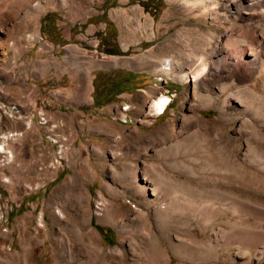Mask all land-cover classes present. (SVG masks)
Masks as SVG:
<instances>
[{"label":"rangeland","instance_id":"374dc122","mask_svg":"<svg viewBox=\"0 0 264 264\" xmlns=\"http://www.w3.org/2000/svg\"><path fill=\"white\" fill-rule=\"evenodd\" d=\"M113 67L140 87L96 107ZM13 129L32 177L0 156V264H264V0H0Z\"/></svg>","mask_w":264,"mask_h":264},{"label":"bare ground","instance_id":"6f19581e","mask_svg":"<svg viewBox=\"0 0 264 264\" xmlns=\"http://www.w3.org/2000/svg\"><path fill=\"white\" fill-rule=\"evenodd\" d=\"M230 1H232V0H230ZM26 8H27L26 10L30 9L29 6H27ZM26 12H28V11H26ZM251 54L254 55V57L252 59L253 67L257 68L258 67V54L255 53V52H251ZM237 60H238L237 51L232 52L231 55L229 56V59H228V67L230 68L232 66L237 65L236 64L238 62ZM173 62L174 61H172L170 58L166 59L165 66L163 67L165 72L172 74L175 71V68H174V64L175 63H173ZM221 62H222V60L219 59V62L216 65V69H217L218 72H220L219 69L221 68ZM221 74L222 73H220L219 75H221ZM183 77L184 78H188L189 77V73L185 71V74H184ZM195 77H197V76H195ZM170 100H171L170 97L165 95V94H161L160 96L156 97L154 99L153 103H152V109L154 111L153 114L154 115L163 114L165 109L167 108L166 105L170 102ZM14 125H15L14 127H19L20 124L18 125V122H17ZM19 129H16V130L13 129L9 133L2 134L3 136L0 137V139H2V140H0V156H2L4 154L7 156V163L12 165V167H11L12 168V172L14 173V176L17 177L16 179L18 180V182H19V184L21 186L25 181L29 180V178L32 177V176H30V174H27V173H29V169L27 168L29 166H28L27 162H25V161H27V158H26V160H24V158H22L23 155L21 157L20 154H17L18 152H16L17 151L16 149H12V148H9L7 146V142H12L13 141V143H15L14 141L17 142L18 140L20 141L23 138V136L25 134L22 131H20ZM30 156L32 158V156L35 157L36 155H35V153H33V154H30ZM30 156H29V158H30ZM19 160L21 161V163L16 166V162L19 161ZM133 169L134 168L132 167V172L131 171L129 172L130 174L131 173L132 174L136 173L135 169L134 170ZM14 176L12 177V179H15ZM155 177H157V181H158L159 177L158 176H155ZM6 180L8 181V178H6ZM158 184H159V182H158ZM136 188H137L138 191H140L141 195L143 197H145V193L147 191V188L145 186H139V185L138 186L136 185ZM154 189H155L154 190L155 193H156V191H157V193H159L160 190H164V189L170 190L171 192H177V191L180 190V188L178 186H173L170 183L159 184L158 187L157 188L154 187ZM159 208H160L159 211H163V212L166 213L167 210H168V205L167 206L161 205V206H159Z\"/></svg>","mask_w":264,"mask_h":264},{"label":"trees","instance_id":"16d2710c","mask_svg":"<svg viewBox=\"0 0 264 264\" xmlns=\"http://www.w3.org/2000/svg\"><path fill=\"white\" fill-rule=\"evenodd\" d=\"M107 26H111L112 23L109 20H105ZM105 46L109 44L108 37H102V43ZM116 51H111L112 49L104 48V51L107 53L120 52L117 45H115ZM141 73H137L130 70H125L122 68H115L111 70H99L95 73L93 79V102L94 106L102 107L113 100L115 97L122 92L134 91L140 87V81L138 83V77ZM142 75V74H141ZM101 231L102 228L99 227ZM107 230L103 233L105 237Z\"/></svg>","mask_w":264,"mask_h":264},{"label":"crops","instance_id":"0c3cea01","mask_svg":"<svg viewBox=\"0 0 264 264\" xmlns=\"http://www.w3.org/2000/svg\"><path fill=\"white\" fill-rule=\"evenodd\" d=\"M115 68H121V67H113V68H109V69H106V70H111V69H115ZM122 69L134 71V72H137V73H141L139 70H136V69H126V68H122ZM100 70H104V69H100ZM141 74H140V76L137 79L138 80V83H139V81L141 82V80H142L141 77L143 76V74L142 75Z\"/></svg>","mask_w":264,"mask_h":264},{"label":"built area","instance_id":"2783aa9c","mask_svg":"<svg viewBox=\"0 0 264 264\" xmlns=\"http://www.w3.org/2000/svg\"><path fill=\"white\" fill-rule=\"evenodd\" d=\"M170 99H171V98H170ZM170 101H171V100H170ZM169 103H170V102H169ZM169 103H168V104H169ZM168 104L166 105V107L168 106ZM44 122H45V120H44Z\"/></svg>","mask_w":264,"mask_h":264}]
</instances>
